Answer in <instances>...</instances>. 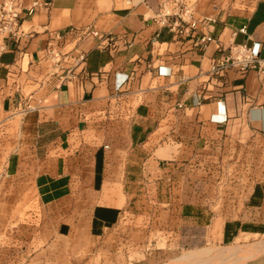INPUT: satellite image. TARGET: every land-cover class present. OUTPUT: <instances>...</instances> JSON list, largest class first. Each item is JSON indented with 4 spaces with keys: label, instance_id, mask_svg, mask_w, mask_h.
I'll use <instances>...</instances> for the list:
<instances>
[{
    "label": "crops",
    "instance_id": "0c3cea01",
    "mask_svg": "<svg viewBox=\"0 0 264 264\" xmlns=\"http://www.w3.org/2000/svg\"><path fill=\"white\" fill-rule=\"evenodd\" d=\"M38 1L0 35V77L15 71L21 88L0 103V134L19 119L0 174V264H155L156 231L167 244L188 230L264 236V70L211 73L233 43L264 59V0H188L212 19L206 49L154 20L159 0ZM50 43L65 57L56 73Z\"/></svg>",
    "mask_w": 264,
    "mask_h": 264
},
{
    "label": "built area",
    "instance_id": "2783aa9c",
    "mask_svg": "<svg viewBox=\"0 0 264 264\" xmlns=\"http://www.w3.org/2000/svg\"><path fill=\"white\" fill-rule=\"evenodd\" d=\"M146 1V0H143ZM40 2L35 0L30 6L24 7L23 0H1L0 4V35L7 34L15 36L23 21V12L26 9L28 15L34 14ZM44 6H48L44 3ZM154 20L161 26H167L174 32L180 40L195 39L203 48H207L208 42L212 40L207 34L200 35V25H208L212 20L209 17H195L194 4L188 0H159L158 11ZM94 35L99 33L94 31ZM4 46L0 43V58ZM45 56L52 60L53 73L62 69V63L65 60L59 44L50 43L45 51ZM1 64V59H0ZM237 69L240 72H246L250 69L264 70V59L260 57L259 47L248 46L246 43L231 44L228 47L222 46L212 56L211 73L214 77L223 76L228 70ZM15 71L9 70V82L6 78L0 77V103L7 90L16 87L21 89ZM68 74L72 75L73 71L68 70ZM10 88V89H9ZM31 93L27 92L25 98L30 100ZM37 109V104L27 102L24 111H33Z\"/></svg>",
    "mask_w": 264,
    "mask_h": 264
},
{
    "label": "rangeland",
    "instance_id": "374dc122",
    "mask_svg": "<svg viewBox=\"0 0 264 264\" xmlns=\"http://www.w3.org/2000/svg\"><path fill=\"white\" fill-rule=\"evenodd\" d=\"M12 125L14 126L9 130V135H11L9 139L8 137L5 138L4 133L0 134V174L3 172V163L17 147L16 141L12 142V140L16 139L15 136L17 128L19 127V119L14 121ZM205 236L206 231L204 230L197 232L188 230L185 234L184 243L181 241L180 243H172L173 235L171 234V243L167 244L166 238L164 237L161 241V233L156 231L153 233V236L151 235L149 238L148 248L151 252V256L156 257L155 264H173L174 262L176 263L183 255H185V259L180 261L183 264H192L194 260H196L197 264H247L253 262L254 260L252 258L259 255H262L259 259H264V248L256 252L260 242L264 241L263 235L240 234L233 242L228 244L212 242L210 239H206ZM232 247H235V249L236 247L239 248V252L231 255L229 259L227 258L222 260L215 256L218 252H220V250L230 252L231 249H233ZM248 248L249 250H247ZM229 252L227 253L229 254ZM196 257L198 259H195ZM254 263L257 264V261Z\"/></svg>",
    "mask_w": 264,
    "mask_h": 264
},
{
    "label": "bare ground",
    "instance_id": "6f19581e",
    "mask_svg": "<svg viewBox=\"0 0 264 264\" xmlns=\"http://www.w3.org/2000/svg\"><path fill=\"white\" fill-rule=\"evenodd\" d=\"M255 245V244H254ZM253 245V246H254ZM256 247H257V245H256ZM233 249H231V251L229 252V251H227V252H229V254L227 253V252H225V251H221L220 250V252H218L217 254H216V257H219L220 259H222V260H225V259H229V257H231V255H234V254H236L237 252H239L238 250H239V248H237L236 247V249H235V247H232ZM254 248V247H253ZM262 248H264V244H259V246H258V248H257V250H256V252H258V251H260V249H262ZM251 249V248H250ZM233 250V251H232ZM247 250H249V248L247 249ZM252 250V249H251ZM248 252V251H247ZM255 252V251H254ZM249 253V252H248ZM250 256V255H249ZM219 259V260H220ZM181 261V260H180ZM172 263V262H171ZM173 264H183V263H181V262H174Z\"/></svg>",
    "mask_w": 264,
    "mask_h": 264
}]
</instances>
